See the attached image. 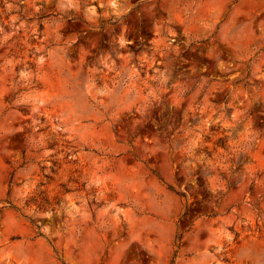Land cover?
<instances>
[{
  "label": "rangeland",
  "instance_id": "1",
  "mask_svg": "<svg viewBox=\"0 0 264 264\" xmlns=\"http://www.w3.org/2000/svg\"><path fill=\"white\" fill-rule=\"evenodd\" d=\"M0 264H264V0H0Z\"/></svg>",
  "mask_w": 264,
  "mask_h": 264
}]
</instances>
